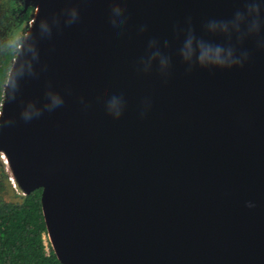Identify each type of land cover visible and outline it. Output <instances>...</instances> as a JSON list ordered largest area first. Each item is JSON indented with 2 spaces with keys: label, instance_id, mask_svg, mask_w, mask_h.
I'll return each mask as SVG.
<instances>
[{
  "label": "water",
  "instance_id": "obj_1",
  "mask_svg": "<svg viewBox=\"0 0 264 264\" xmlns=\"http://www.w3.org/2000/svg\"><path fill=\"white\" fill-rule=\"evenodd\" d=\"M21 2L0 156L59 262L264 264V0Z\"/></svg>",
  "mask_w": 264,
  "mask_h": 264
},
{
  "label": "trees",
  "instance_id": "obj_2",
  "mask_svg": "<svg viewBox=\"0 0 264 264\" xmlns=\"http://www.w3.org/2000/svg\"><path fill=\"white\" fill-rule=\"evenodd\" d=\"M5 15V13H2ZM0 28V112L4 86L19 46V28ZM0 158V264H62L48 239L42 210V190L28 196L14 189Z\"/></svg>",
  "mask_w": 264,
  "mask_h": 264
},
{
  "label": "flooded vegetation",
  "instance_id": "obj_3",
  "mask_svg": "<svg viewBox=\"0 0 264 264\" xmlns=\"http://www.w3.org/2000/svg\"><path fill=\"white\" fill-rule=\"evenodd\" d=\"M0 12L5 13V16H10L11 23L13 24V26L9 27L4 22H0V26L8 29L11 28L8 30L9 33H14L19 28L18 35L20 37L18 42L20 43L27 31V25L32 21L30 17L33 15V12L25 9L21 0H0ZM4 21L7 22L6 20Z\"/></svg>",
  "mask_w": 264,
  "mask_h": 264
},
{
  "label": "rangeland",
  "instance_id": "obj_4",
  "mask_svg": "<svg viewBox=\"0 0 264 264\" xmlns=\"http://www.w3.org/2000/svg\"><path fill=\"white\" fill-rule=\"evenodd\" d=\"M4 20H6L7 22H5ZM0 22H4L5 25L7 24L9 27L13 26V24L11 23V17H10V16H5V15L2 14L1 12H0ZM11 24H12V25H11ZM0 28H4V26H0ZM9 29H11V28H9ZM0 158H1V160L3 161V163L5 164V159L2 158L1 156H0ZM5 165H6V164H5ZM6 166H7V165H6ZM6 171L10 172L9 169H8V166L6 167ZM10 174H11V173H10ZM12 180H13V178H12V175H11V177L9 178V182H10L11 186L14 188V186H13V184H12ZM17 191L19 192L18 188H17ZM19 193H20V192H19ZM20 194H21V193H20Z\"/></svg>",
  "mask_w": 264,
  "mask_h": 264
},
{
  "label": "clouds",
  "instance_id": "obj_5",
  "mask_svg": "<svg viewBox=\"0 0 264 264\" xmlns=\"http://www.w3.org/2000/svg\"><path fill=\"white\" fill-rule=\"evenodd\" d=\"M162 63H163V61H162ZM59 103H61V100L59 98H53V104L54 105H57ZM31 108H32V106L30 105L29 108L26 109L25 112L23 113L25 119H31V117L33 115V112L31 111ZM116 115L118 116L119 113H116Z\"/></svg>",
  "mask_w": 264,
  "mask_h": 264
},
{
  "label": "built area",
  "instance_id": "obj_6",
  "mask_svg": "<svg viewBox=\"0 0 264 264\" xmlns=\"http://www.w3.org/2000/svg\"><path fill=\"white\" fill-rule=\"evenodd\" d=\"M12 184L14 186V189H17V185L15 184L14 180H12Z\"/></svg>",
  "mask_w": 264,
  "mask_h": 264
}]
</instances>
